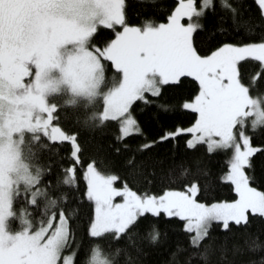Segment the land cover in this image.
I'll return each instance as SVG.
<instances>
[{
  "label": "snow or ice",
  "instance_id": "obj_1",
  "mask_svg": "<svg viewBox=\"0 0 264 264\" xmlns=\"http://www.w3.org/2000/svg\"><path fill=\"white\" fill-rule=\"evenodd\" d=\"M142 6L132 22L126 0H0V264H264V224L254 228L264 176L253 165L264 154L253 142L264 129V0H177L163 19L156 0ZM101 28L109 38L94 42ZM185 81L174 104L165 88ZM138 104L155 116L192 110V122L136 151L188 133L187 149L225 153L216 181L228 193L205 195L211 170L199 158L193 169L136 152L119 166L99 149L83 156L81 132L110 121L113 152L127 149L142 131ZM64 143L61 155L53 145ZM162 217L185 235L154 259L168 241Z\"/></svg>",
  "mask_w": 264,
  "mask_h": 264
},
{
  "label": "trees",
  "instance_id": "obj_2",
  "mask_svg": "<svg viewBox=\"0 0 264 264\" xmlns=\"http://www.w3.org/2000/svg\"><path fill=\"white\" fill-rule=\"evenodd\" d=\"M127 2V13L128 17L132 22H138L137 13L146 14L143 12L142 0H126ZM177 0H156L157 10L154 14L157 19H163L168 14V9L173 7ZM149 11H153L152 6H149ZM109 31L105 28H101L96 36L94 42H103L105 39L109 38ZM207 34H205L204 46H207ZM253 65H249V68ZM191 79V78H190ZM188 81H185V84H176L172 87L165 88V96L169 97L171 101L176 104L185 96V93L188 91L187 88ZM144 108V105L138 104L136 106L137 113L139 114L142 131L137 134H131L123 140L124 145H128V148L125 149L120 144H117V147L121 148L119 154L113 152L111 148L112 144H116V136L118 135V123L110 121L106 127L103 129H96L95 131H82L81 140L84 142L85 150L83 156L87 158L89 155L94 153L97 149L110 159H113L117 162V165H122L124 159L131 153L136 152L137 159L139 160L143 157H152L153 159L162 158L163 166L168 167L169 165H178L181 162L185 166H191L193 169L196 168L197 164L195 158H199L200 166H207L211 170V174L207 177L210 181V185L206 190L205 195L208 197L218 196L221 193H228L229 187L228 182L221 181L217 183L216 177L224 169L226 163V155L221 151H216L212 154H209L203 143H200L194 151L187 149L185 146V141L189 138L188 133H178L175 138H169L164 141H158L155 146L150 147L146 152L140 153L137 150L138 145L145 143L147 139L156 140L158 136L164 135L165 130L172 131L176 126L187 127L190 126L192 122V110H184L179 107H174L170 109L166 114H161L159 116L153 115L156 112L154 107L148 108L142 113L140 110ZM63 122V121H62ZM65 123V128L69 127L67 122ZM264 141V129L259 130L254 134L253 142L257 143ZM54 148L59 147V153L61 155L65 154L69 149V144L64 143L62 146L56 144L53 145ZM47 156V154H46ZM55 158V157H54ZM65 164H71L70 159H65L63 161ZM254 173L259 178L264 176V154L255 155L253 160ZM161 165H157V168ZM158 187V185L156 186ZM155 190V188L153 189ZM75 204V201H72ZM80 208V214L77 220L73 221V225L78 227L77 235L83 237L82 226L86 222L87 215L90 212V204L84 202L78 205ZM150 219V217H149ZM159 226L161 229L168 234L167 244L161 245L158 250V254H154V259H163L166 253L163 251L168 244H171L175 239L180 236L183 237L185 234L182 231L178 230L179 219L162 217L159 221ZM264 224V222L257 220L255 227ZM216 226H213V231L215 232ZM261 239H264V236H261ZM85 244L87 243L86 237H84ZM85 256L84 248L80 250L79 260H83Z\"/></svg>",
  "mask_w": 264,
  "mask_h": 264
},
{
  "label": "rangeland",
  "instance_id": "obj_3",
  "mask_svg": "<svg viewBox=\"0 0 264 264\" xmlns=\"http://www.w3.org/2000/svg\"><path fill=\"white\" fill-rule=\"evenodd\" d=\"M111 75V74H110ZM189 126L185 127V128H188ZM120 197H117L116 199H119Z\"/></svg>",
  "mask_w": 264,
  "mask_h": 264
}]
</instances>
